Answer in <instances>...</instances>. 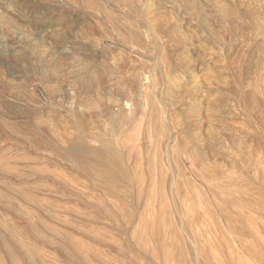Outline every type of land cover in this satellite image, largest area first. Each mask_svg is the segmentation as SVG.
<instances>
[{
	"label": "rangeland",
	"instance_id": "obj_1",
	"mask_svg": "<svg viewBox=\"0 0 264 264\" xmlns=\"http://www.w3.org/2000/svg\"><path fill=\"white\" fill-rule=\"evenodd\" d=\"M0 264H264V0H0Z\"/></svg>",
	"mask_w": 264,
	"mask_h": 264
}]
</instances>
